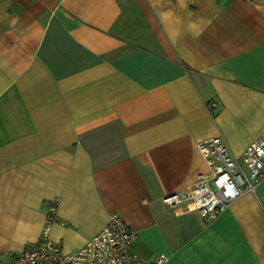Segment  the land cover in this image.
I'll use <instances>...</instances> for the list:
<instances>
[{"label":"crops","instance_id":"0c3cea01","mask_svg":"<svg viewBox=\"0 0 264 264\" xmlns=\"http://www.w3.org/2000/svg\"><path fill=\"white\" fill-rule=\"evenodd\" d=\"M215 105L210 107L209 104ZM264 137V0H0V264L118 212L166 264H264V178L211 220L161 197Z\"/></svg>","mask_w":264,"mask_h":264},{"label":"built area","instance_id":"2783aa9c","mask_svg":"<svg viewBox=\"0 0 264 264\" xmlns=\"http://www.w3.org/2000/svg\"><path fill=\"white\" fill-rule=\"evenodd\" d=\"M214 105V102L209 104ZM197 148L208 171L199 173L194 184L165 194L161 197L163 204L169 207L186 204L211 220L242 193H254L264 178V137L253 139L240 155L230 150L220 134L199 143ZM46 206L38 240L26 244L9 264H166L168 261L164 252L151 261L137 258L132 251L136 233L115 211H109L107 222L82 247L65 252L50 236L53 224H63L57 212L58 199L48 200Z\"/></svg>","mask_w":264,"mask_h":264}]
</instances>
